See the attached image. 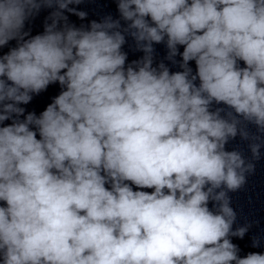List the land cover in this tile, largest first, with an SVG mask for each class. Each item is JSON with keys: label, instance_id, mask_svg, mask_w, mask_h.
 <instances>
[{"label": "clouds", "instance_id": "1", "mask_svg": "<svg viewBox=\"0 0 264 264\" xmlns=\"http://www.w3.org/2000/svg\"><path fill=\"white\" fill-rule=\"evenodd\" d=\"M86 2L0 0V264H264L229 195L264 148V0H113L77 26Z\"/></svg>", "mask_w": 264, "mask_h": 264}]
</instances>
